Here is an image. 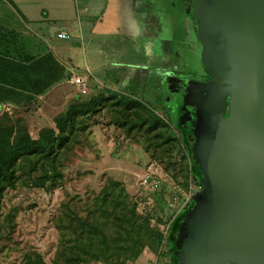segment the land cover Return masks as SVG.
Listing matches in <instances>:
<instances>
[{"label":"rangeland","instance_id":"1","mask_svg":"<svg viewBox=\"0 0 264 264\" xmlns=\"http://www.w3.org/2000/svg\"><path fill=\"white\" fill-rule=\"evenodd\" d=\"M194 21L197 22L195 17ZM195 26L199 29L197 23ZM196 39L197 51L185 54L192 63L172 66L168 56L166 69L169 71L152 88L153 100L148 95L143 98L144 103L169 122L160 143L166 138H186L189 114L204 94L207 85L204 77L208 76L204 66L206 55L199 38ZM88 97L80 94L79 98ZM110 102H101L99 112L83 118L88 128L78 133L67 151L62 152L58 169L62 178L55 188H34V176L19 173L16 186L3 193L0 264H37L39 261L53 264L64 246L57 228L58 216L67 210L86 218L95 210L97 196L108 180L120 182L138 213L148 217L151 226L162 233L161 245L155 252L145 249L128 264H151L156 259L160 264H176L172 232L201 194L200 175L191 169L189 158H182L187 152L180 144L169 143L155 151L159 143L153 134L127 132V128L116 126L112 121L116 116L111 105L114 101ZM36 113V109L4 111L0 114V127L11 128L13 133L22 130L37 138L42 127L35 123ZM47 122L51 125L50 120ZM108 123L113 129L109 135L104 133L103 138L112 140V145L101 150L98 149V127L107 132Z\"/></svg>","mask_w":264,"mask_h":264},{"label":"crops","instance_id":"2","mask_svg":"<svg viewBox=\"0 0 264 264\" xmlns=\"http://www.w3.org/2000/svg\"><path fill=\"white\" fill-rule=\"evenodd\" d=\"M193 1L0 0V114L36 109L35 123L48 125L70 103L89 99L79 98L75 77L87 79V95L102 102L114 96L153 100L152 88L169 71L168 56L172 66L190 65L185 54L197 51L196 38L202 44ZM29 96L34 100L25 107L10 103ZM112 127H98V149L111 147L103 137Z\"/></svg>","mask_w":264,"mask_h":264},{"label":"water","instance_id":"3","mask_svg":"<svg viewBox=\"0 0 264 264\" xmlns=\"http://www.w3.org/2000/svg\"><path fill=\"white\" fill-rule=\"evenodd\" d=\"M193 16L210 79L189 119L202 191L175 260L264 264V0H194Z\"/></svg>","mask_w":264,"mask_h":264},{"label":"trees","instance_id":"4","mask_svg":"<svg viewBox=\"0 0 264 264\" xmlns=\"http://www.w3.org/2000/svg\"><path fill=\"white\" fill-rule=\"evenodd\" d=\"M21 89L35 91L26 85H22ZM45 89L36 91L35 95L44 93ZM11 93V90H7L8 95ZM113 99L115 100L111 105L116 116L112 121L116 126L127 128V132L143 131L153 134V139L159 143L155 145V151L169 143L180 144L183 151L187 152L182 158H189L191 169L199 174L191 156V146L195 141L193 123L190 125L193 130L192 143L187 139V133L184 139L166 138L160 143L169 128V122L165 118L156 114L148 104L135 98L114 96ZM33 100L34 97L29 96L10 103L25 107ZM8 101L9 99L6 102L9 103ZM101 102L98 97H89L86 101L76 100L70 103L64 112L50 120L51 125L48 122V125H40L42 129L37 138H32L22 130L13 133L11 128L0 127V202L3 193L16 186L21 173L34 176V188H55L62 178V173L58 170L62 152L67 151L78 133L88 128L83 118L99 112ZM226 114L227 109L224 117ZM184 220L185 216L172 232L173 241L176 240L178 229ZM57 223L64 246L56 254L53 264H92L95 261L101 264H128L135 261L145 249L155 252L162 242V233L151 226L148 217L138 213L123 185L114 180H108L101 188L95 210L86 218L66 210L62 216H58ZM37 264L43 263L39 261Z\"/></svg>","mask_w":264,"mask_h":264},{"label":"built area","instance_id":"5","mask_svg":"<svg viewBox=\"0 0 264 264\" xmlns=\"http://www.w3.org/2000/svg\"><path fill=\"white\" fill-rule=\"evenodd\" d=\"M58 37L60 39H68V35L65 32H60L58 34ZM71 82L76 86L80 94L86 95L88 94V89L86 86L87 79L82 78V77H75L71 79ZM151 264H160L159 260L156 259L154 260Z\"/></svg>","mask_w":264,"mask_h":264},{"label":"flooded vegetation","instance_id":"6","mask_svg":"<svg viewBox=\"0 0 264 264\" xmlns=\"http://www.w3.org/2000/svg\"><path fill=\"white\" fill-rule=\"evenodd\" d=\"M207 77V76H206ZM207 80H208V82H210V79L207 77ZM192 124V122H190V120H189V122H188V124H187V128L185 129V133H187V139L189 140V142H191L192 143V139H193V130H192V128H190V125ZM193 144V143H192ZM192 147V146H191ZM177 237V236H176ZM173 246H174V248H175V240L173 241ZM175 253H176V248H175ZM174 260H175V254H174ZM175 262H176V260H175ZM177 264V263H176Z\"/></svg>","mask_w":264,"mask_h":264}]
</instances>
